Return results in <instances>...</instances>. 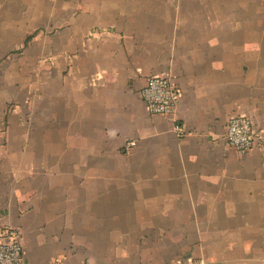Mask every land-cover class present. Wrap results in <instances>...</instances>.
<instances>
[{"label":"crops","instance_id":"0c3cea01","mask_svg":"<svg viewBox=\"0 0 264 264\" xmlns=\"http://www.w3.org/2000/svg\"><path fill=\"white\" fill-rule=\"evenodd\" d=\"M5 226L26 264H264V0H0Z\"/></svg>","mask_w":264,"mask_h":264},{"label":"built area","instance_id":"2783aa9c","mask_svg":"<svg viewBox=\"0 0 264 264\" xmlns=\"http://www.w3.org/2000/svg\"><path fill=\"white\" fill-rule=\"evenodd\" d=\"M148 111L152 114L171 115L178 105L179 90L176 83L164 76H150L140 90ZM174 130L184 133L182 126L175 124ZM225 140L234 150L245 153L257 145L258 133L247 116L236 115L228 120ZM134 142L127 141L125 146ZM0 264H26L20 231L13 226L0 228ZM169 264H206L201 258L178 260Z\"/></svg>","mask_w":264,"mask_h":264},{"label":"rangeland","instance_id":"374dc122","mask_svg":"<svg viewBox=\"0 0 264 264\" xmlns=\"http://www.w3.org/2000/svg\"><path fill=\"white\" fill-rule=\"evenodd\" d=\"M250 118V117H249ZM251 119V118H250Z\"/></svg>","mask_w":264,"mask_h":264}]
</instances>
